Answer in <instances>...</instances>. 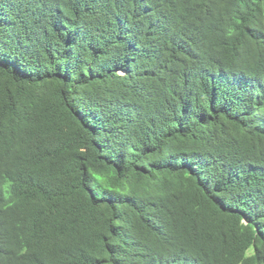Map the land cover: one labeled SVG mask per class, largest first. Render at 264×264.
Here are the masks:
<instances>
[{"label": "trees", "instance_id": "16d2710c", "mask_svg": "<svg viewBox=\"0 0 264 264\" xmlns=\"http://www.w3.org/2000/svg\"><path fill=\"white\" fill-rule=\"evenodd\" d=\"M0 264H264V0H0Z\"/></svg>", "mask_w": 264, "mask_h": 264}]
</instances>
